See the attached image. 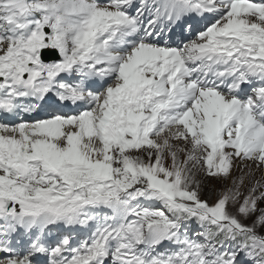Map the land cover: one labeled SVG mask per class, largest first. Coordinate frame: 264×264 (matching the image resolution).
<instances>
[{
    "label": "snow or ice",
    "instance_id": "1",
    "mask_svg": "<svg viewBox=\"0 0 264 264\" xmlns=\"http://www.w3.org/2000/svg\"><path fill=\"white\" fill-rule=\"evenodd\" d=\"M0 264H264V0H0Z\"/></svg>",
    "mask_w": 264,
    "mask_h": 264
},
{
    "label": "rangeland",
    "instance_id": "2",
    "mask_svg": "<svg viewBox=\"0 0 264 264\" xmlns=\"http://www.w3.org/2000/svg\"><path fill=\"white\" fill-rule=\"evenodd\" d=\"M204 184H205V187H204L203 195H204V198H208L209 195H210V189H212V188H216V189L221 188L223 182L209 179V180H205ZM212 199H215V197L212 196Z\"/></svg>",
    "mask_w": 264,
    "mask_h": 264
}]
</instances>
